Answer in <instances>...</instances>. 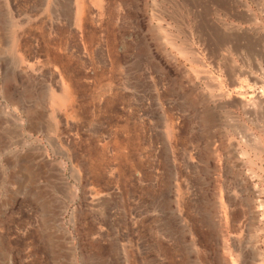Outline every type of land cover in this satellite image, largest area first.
<instances>
[{"label": "rangeland", "instance_id": "1", "mask_svg": "<svg viewBox=\"0 0 264 264\" xmlns=\"http://www.w3.org/2000/svg\"><path fill=\"white\" fill-rule=\"evenodd\" d=\"M257 249L264 0H0V264Z\"/></svg>", "mask_w": 264, "mask_h": 264}, {"label": "bare ground", "instance_id": "2", "mask_svg": "<svg viewBox=\"0 0 264 264\" xmlns=\"http://www.w3.org/2000/svg\"><path fill=\"white\" fill-rule=\"evenodd\" d=\"M66 98H67V94H65V96H64V99L66 100ZM259 255H260V257H261V254L264 252V250H263V252L259 249H257V251H256ZM164 261V260H163ZM201 261H202V258H201ZM261 261V260H260ZM162 263V262H161ZM191 264H200L199 262H196V263H191Z\"/></svg>", "mask_w": 264, "mask_h": 264}, {"label": "crops", "instance_id": "3", "mask_svg": "<svg viewBox=\"0 0 264 264\" xmlns=\"http://www.w3.org/2000/svg\"><path fill=\"white\" fill-rule=\"evenodd\" d=\"M223 11H227V10H226V7H225V9H224Z\"/></svg>", "mask_w": 264, "mask_h": 264}]
</instances>
